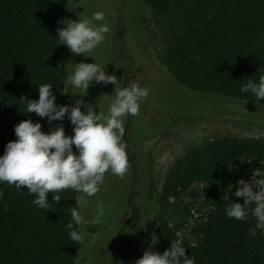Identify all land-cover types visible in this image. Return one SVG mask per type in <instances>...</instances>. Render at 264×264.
Segmentation results:
<instances>
[{
  "label": "trees",
  "instance_id": "obj_1",
  "mask_svg": "<svg viewBox=\"0 0 264 264\" xmlns=\"http://www.w3.org/2000/svg\"><path fill=\"white\" fill-rule=\"evenodd\" d=\"M68 1L0 0V155L5 143L16 138L17 122L30 118L39 120L44 131L50 127L46 117L23 112L19 97L36 99L37 84L49 83L55 102L68 104L62 93L67 72L58 63L66 45L57 44L56 37ZM142 1L161 25V62L168 73L148 80L152 87H146L144 100L156 104L157 116L152 125L144 115L139 117L142 132L155 131L180 114L233 111L232 103L210 94L264 108V98L255 100L250 92L239 91L241 83L264 73V0ZM123 38L152 57L141 29L127 30ZM60 123L68 135L67 117L51 122ZM259 161L264 166V137L221 134L189 146L165 175L154 220L140 233L139 257L150 244L153 228L159 252L178 239L194 264H264V228L256 226L250 213L244 220L225 214L233 200L243 202L232 195L239 187L236 181H250L252 169L261 167ZM21 187L18 191L0 183V264H76L83 237L73 242L65 228L71 207L81 213L75 191L62 190L56 203L50 190V208L44 210ZM172 211L181 212L182 218L173 221Z\"/></svg>",
  "mask_w": 264,
  "mask_h": 264
},
{
  "label": "rangeland",
  "instance_id": "obj_2",
  "mask_svg": "<svg viewBox=\"0 0 264 264\" xmlns=\"http://www.w3.org/2000/svg\"><path fill=\"white\" fill-rule=\"evenodd\" d=\"M66 18L78 19L77 12L88 15L103 11L109 25L104 39L90 55H73L65 48L58 59L66 69V63L93 62L105 66L108 74L117 78V87L129 82L151 88L148 80L167 76L166 66L161 62L163 41L161 25L153 12L142 0H69ZM84 7V8H83ZM141 29L151 58L142 55L133 42L124 41L127 30ZM154 83V82H151ZM70 90V89H69ZM114 92L112 83H91L86 93H65L68 104L79 98L93 106L95 111L106 110L107 101ZM224 104H233L232 112L223 114L185 113L174 116L166 125L153 131L139 129L144 115L149 125L156 122L157 110L154 102L143 100L135 116L125 115L122 142L128 155V167L122 177L110 172L104 174V183L99 190L88 196L75 191L83 218L80 225L83 246L76 264H134L140 255L141 231H145L154 220L157 193L173 162L183 155L191 145L216 135L229 134L239 137H264V108L261 104L233 100L219 94L208 95ZM81 111H85L81 106ZM72 134L70 124L68 135ZM75 152V146H73ZM97 205L102 214L99 222H88L95 214ZM194 210H192L193 213ZM172 220L178 221L181 212L172 211ZM193 218H191L192 220ZM155 231L151 230L149 246L159 252Z\"/></svg>",
  "mask_w": 264,
  "mask_h": 264
},
{
  "label": "clouds",
  "instance_id": "obj_3",
  "mask_svg": "<svg viewBox=\"0 0 264 264\" xmlns=\"http://www.w3.org/2000/svg\"><path fill=\"white\" fill-rule=\"evenodd\" d=\"M76 15L78 19H58L57 24L63 27L56 28L57 44L66 45L73 55L93 57L90 53L109 31L105 13L98 10L88 15L84 8ZM65 71L67 75L63 80L62 93L70 91L73 95H83L93 82L112 83L114 92L109 95L111 98L107 101L106 110L99 108V111H95L92 105L79 98L71 105L58 104L51 91L52 84H37L38 98L19 97L24 103L23 112L46 117L50 127L44 131L39 120L33 122L30 118L17 122L13 126L16 138L5 143L4 152L0 155V183L6 182L18 191L24 186L33 195L31 203L44 210L50 208V190L53 193L52 201L59 203L62 190L70 189L91 196L104 183L106 172L117 177L125 174L128 155L122 142V118L125 115L135 116L149 91L135 82L117 87V77L106 73L105 66L94 60L67 62ZM239 91L250 92L255 100L260 101L264 98V73H260L256 81L249 78L241 83ZM82 105L85 111H81ZM65 117L72 125L71 135L65 134L62 123L51 124L54 120L63 121ZM251 177L250 181H236L239 187L232 195L242 197L243 202L233 200L225 207V214L244 220L250 213L255 218L256 226L264 228V166L252 169ZM69 212L71 220L65 224V228L68 229L69 239L79 242L83 233L74 225L80 226L84 221L77 207H71ZM101 214L102 208L97 205L95 214L88 222H99ZM134 264H194V261L185 255V247L177 239L171 240L170 247L163 252L145 249Z\"/></svg>",
  "mask_w": 264,
  "mask_h": 264
}]
</instances>
